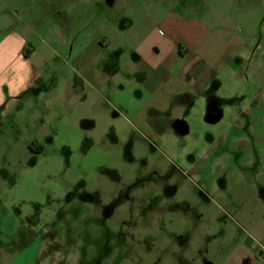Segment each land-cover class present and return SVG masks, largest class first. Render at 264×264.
Listing matches in <instances>:
<instances>
[{"label":"rangeland","instance_id":"rangeland-1","mask_svg":"<svg viewBox=\"0 0 264 264\" xmlns=\"http://www.w3.org/2000/svg\"><path fill=\"white\" fill-rule=\"evenodd\" d=\"M169 15L207 29L211 82L165 112L125 67ZM263 24L264 0H0V51L31 55L0 61L28 81L1 85L0 264H262Z\"/></svg>","mask_w":264,"mask_h":264},{"label":"crops","instance_id":"crops-1","mask_svg":"<svg viewBox=\"0 0 264 264\" xmlns=\"http://www.w3.org/2000/svg\"><path fill=\"white\" fill-rule=\"evenodd\" d=\"M164 24L165 31L162 32L167 34L166 38L158 40H153L152 36L145 38L137 48L136 61L130 66L125 67V70H133L139 78L138 82L142 85H150L153 83L151 78L147 79V73L157 78L159 82L158 88L153 97L148 100L147 105H151L162 111L165 109V112H167L168 107L173 105V100L179 102L181 106H190L193 102V98L196 97V93L198 94L197 91H202L204 88H207L211 81L208 78L207 69L200 64V62H202L201 56L203 53L198 51V54H196L194 51V48L200 45L199 43L207 37V29L203 25L200 27V25L191 21L186 22L177 15H169L166 17ZM162 32L160 33L163 35ZM262 34L263 47L261 51L264 56V24L262 27ZM14 39L16 38L9 41V44L6 46L7 41L2 51H0V61L6 62V64H10V66H14L16 62L26 63V61L31 58L28 51L25 52L23 46L24 42L20 41V38ZM1 45L2 44H0V49ZM235 48H238V46L236 45ZM194 57H197L198 60L196 65H193L191 62L192 67H187L188 69H184L183 71L185 77H187L184 78V74L181 79L177 77V73H182L181 67L185 66L184 63L186 61H191ZM22 69H20V71L18 70V76L22 79H17V81L14 79L15 82L13 80L10 81L6 73L0 72V106L4 103L1 85L2 87L7 86L11 95H16L21 87L27 84L28 81L23 80L25 75L23 76L24 71ZM102 77L105 83H111V81H107L106 74H103ZM121 77L125 78L124 75H120V78ZM174 97H181V99H173ZM212 106H215L216 111L215 115L210 117L209 122H219L223 117L222 111L218 109V106ZM185 110L186 109L182 111V108L177 106L171 115V117L173 116L172 119L181 117ZM145 122L147 123V121H144V123ZM144 125L149 127L151 132L155 129V127ZM253 241L258 245L260 244L264 251L263 244L255 241V239H253ZM254 257L257 259L256 261L258 263L263 264L264 261H259L256 255Z\"/></svg>","mask_w":264,"mask_h":264},{"label":"water","instance_id":"water-1","mask_svg":"<svg viewBox=\"0 0 264 264\" xmlns=\"http://www.w3.org/2000/svg\"><path fill=\"white\" fill-rule=\"evenodd\" d=\"M245 245H247V247L249 248V249H251L254 253H258V255L261 257V258H263V260H264V257H263V255H264V251L263 250H261V248L259 247V246H253L254 245V241H253V239L252 238H248L247 239V241L245 242Z\"/></svg>","mask_w":264,"mask_h":264},{"label":"flooded vegetation","instance_id":"flooded-vegetation-1","mask_svg":"<svg viewBox=\"0 0 264 264\" xmlns=\"http://www.w3.org/2000/svg\"><path fill=\"white\" fill-rule=\"evenodd\" d=\"M253 246H259L258 244H256L255 242H254V245ZM260 247V246H259ZM261 248V247H260ZM251 250V249H250ZM261 250H262V248H261ZM251 252L254 254V255H256L257 256V258L259 259V260H261V261H264V260H262L263 258H261L259 255H258V253H254L252 250H251ZM263 257H264V255H263Z\"/></svg>","mask_w":264,"mask_h":264}]
</instances>
